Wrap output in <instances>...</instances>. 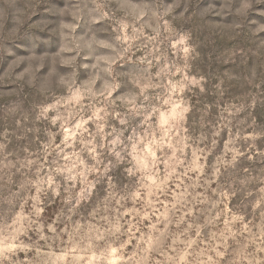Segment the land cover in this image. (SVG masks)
Here are the masks:
<instances>
[{"label": "rangeland", "instance_id": "obj_1", "mask_svg": "<svg viewBox=\"0 0 264 264\" xmlns=\"http://www.w3.org/2000/svg\"><path fill=\"white\" fill-rule=\"evenodd\" d=\"M0 264H264V0H0Z\"/></svg>", "mask_w": 264, "mask_h": 264}]
</instances>
